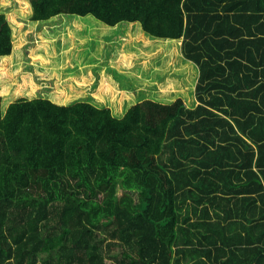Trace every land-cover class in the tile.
Listing matches in <instances>:
<instances>
[{
	"label": "trees",
	"instance_id": "1",
	"mask_svg": "<svg viewBox=\"0 0 264 264\" xmlns=\"http://www.w3.org/2000/svg\"><path fill=\"white\" fill-rule=\"evenodd\" d=\"M5 1L0 69L28 54L22 25L44 86L86 62L144 90L114 67L136 28L180 41L198 78L194 107L146 97L121 117L0 85V264H264V0Z\"/></svg>",
	"mask_w": 264,
	"mask_h": 264
},
{
	"label": "crops",
	"instance_id": "2",
	"mask_svg": "<svg viewBox=\"0 0 264 264\" xmlns=\"http://www.w3.org/2000/svg\"><path fill=\"white\" fill-rule=\"evenodd\" d=\"M133 29L135 30V32H132L130 30H127L126 32L128 40H130L133 44V50L131 49V52H129V54L130 56H133V59H140L138 60L140 64L137 65L133 63V65H121V61L119 60L120 57H118V59L116 60V65L114 66L116 70L119 72L124 71V77L128 78L129 80H133L134 83H140V85L143 86L146 83H152L154 84V86L156 85L157 87L159 84H161V88H172L176 90L175 95L173 97H171V93H168L164 97H162L163 95H158L154 93L155 96L153 97L167 99L161 101L171 102L178 97H182L185 102H187L188 100L191 101L192 104L188 106L194 107L197 104L195 96V80L198 78V75L194 70V66L191 63H187L186 60H183L184 58L180 51L181 42L179 41V43H177V41L172 40L167 43H161L156 39H151L150 37H147L144 33H140V31L136 28ZM97 38H99V41L105 40L101 36H98ZM100 44L102 46V43ZM160 45L161 47H159ZM154 49H156V52H154ZM114 50L117 51V49ZM155 54H159V58L162 60L161 63L154 64L155 59L153 57L152 60L151 57ZM119 56L122 55L119 54ZM144 56L146 57L147 61L141 63V60L145 59ZM81 61L84 60L82 59ZM183 62L186 63L185 66L181 65ZM84 63L86 64L85 73H82L79 76L75 77L76 82H78V80L81 78V80L86 79L87 83H89L90 80H94L95 76L90 78V75L92 76L94 75V73L97 75L96 78L99 79L96 88L92 89L91 91L86 90L87 92L81 89L83 92H85L81 94H78L79 90L77 89L75 90V92L77 93H74L75 96H77V98L82 96L81 99L89 100L100 107H110L114 115L118 117L123 116L127 107L129 105H132V102L128 101L132 100L133 95L130 94H132L134 90H128V84L125 83L124 80H122L121 83L116 77H113L111 73L107 72L108 66L106 64L100 66V68L96 71L94 69L96 63L93 65H89L86 62ZM165 63L167 66H180L178 68L179 71H174V67L169 69L162 67ZM154 65H159L160 67ZM186 65L192 68V70H188L186 68ZM126 73L128 74V77L126 76ZM51 75L53 76L55 82L57 81L56 84H62L61 77L59 78L61 74L57 70L54 69ZM78 85L79 83L76 86ZM62 88L64 89V87ZM139 91L144 90L139 89L138 92ZM135 93L137 92L135 91ZM146 95L147 93L145 92L143 96L148 97ZM65 96L66 91L65 94L63 92L61 99H63ZM169 97L171 98L168 100ZM229 227H234V225H230ZM206 262L209 264H222L223 258L216 259L213 261V263L206 259Z\"/></svg>",
	"mask_w": 264,
	"mask_h": 264
},
{
	"label": "rangeland",
	"instance_id": "3",
	"mask_svg": "<svg viewBox=\"0 0 264 264\" xmlns=\"http://www.w3.org/2000/svg\"><path fill=\"white\" fill-rule=\"evenodd\" d=\"M7 2H8V0L5 1V3H7ZM10 3H11V5L9 6V10H7L5 8V6L2 8V10L8 11L7 13L10 14L11 11L15 8L13 10L14 16L23 15L22 13L25 10L20 11L19 7L12 0H10ZM25 5H23V6H25ZM26 7H27V5H26ZM26 7H25V9H26ZM9 16H10L9 19L13 22L14 20L12 18V15H9ZM22 33H23V28L21 25L19 28V32L17 34V38H16V41H17L16 48L20 47L23 49V46H26V50H27L28 54L27 53L24 54V56H26V57L21 55L19 57V59H20L19 61L14 60L10 63L9 62H3V64H2L3 66H1L2 68L0 69V70H2V71H0V79H1L0 85L1 86L10 84L11 86L8 87L10 89V92L17 89V90H20L22 92V94H24L26 96H40V95L43 96L44 93L49 94L50 90H51V92H54L56 95L61 96L63 94V92L65 94V91H66V96L63 99H61L59 97L61 99V100H59V103H64V104H70V103L77 102L79 100H83V99H81L82 96L78 97V98H77V96H75L74 93H77V92H75V90L78 89L79 90L78 94H81V93L87 92L86 90L91 91L92 89L96 88V85H97L99 78H96L97 75L95 73L92 76L90 75V78L95 76L93 81L90 80V82L87 83L86 79L81 80V78H80L78 80V82L76 83V84L79 83L78 86H72V84L69 81H67L65 78L63 79V77H62V82H61L62 84H60V83L55 84L56 82H54L53 83V84H55L54 87L50 84H47L46 86H44L46 84L45 83L46 82V79H45L46 76H43L42 72H44L45 68L48 69V61H47V59L43 58L44 56H37L34 54L35 50L37 51V49H39V48L36 45L37 43H35V41H34L35 47H33V45H32L33 41L30 37L32 34H35V33L32 30H27V29H26L23 36H22ZM140 37H143V36H140ZM22 40L25 43H23ZM44 44L45 43H43L41 46H43L45 48V50H47L46 46ZM154 46H157V45H154ZM159 47H161V45ZM113 48L116 49L117 46L115 45ZM131 49L133 50V44H132ZM154 52H156V49H154ZM27 57L29 58V60H27ZM153 57L155 59L154 64H157L159 62V54L153 55L151 57L152 60H153ZM16 58H17V56H15V59ZM121 59H122V62H121L122 65H129V64L133 65V60H134L133 56L128 57V56L124 55L121 57ZM138 60H140V59H138ZM146 61L147 60L145 57V59L141 60V63H144ZM24 63H26V64L24 65ZM187 63H189V62H187ZM185 64L186 63L183 62L181 65L185 66ZM159 65H154V66H159ZM26 66H28V68L25 69ZM10 67L12 69L10 71H8ZM162 67H165L166 69L174 67L175 68L174 71H176V70L179 71L178 68L180 66H176V65L167 66L165 63ZM186 68L188 70H192V68L188 67V65H186ZM19 71L21 73H19ZM126 76L128 77V74H126ZM196 81H197V79L195 80V82ZM17 83H18V86H16ZM144 86H145L144 91L147 93L146 96H148V97L155 96L154 93H156L158 95H163L162 97H164L168 93H171L172 94L171 97H173L175 95V91H176L175 89H172V88H161V84H159L157 87L156 85L154 86V84H152V83L151 84L146 83V84H144ZM4 87H6V86H4ZM62 87H64V89ZM31 89H33V90H31ZM81 89H83L85 92H83ZM144 91H139V92L136 91L137 93H135V91L132 92V94H130V95H133V98L131 101H128V102H132L131 104H135L136 102L146 98L145 96H143L145 94Z\"/></svg>",
	"mask_w": 264,
	"mask_h": 264
}]
</instances>
